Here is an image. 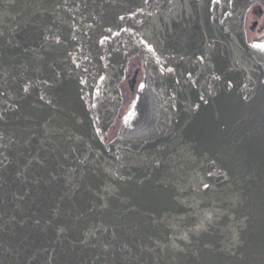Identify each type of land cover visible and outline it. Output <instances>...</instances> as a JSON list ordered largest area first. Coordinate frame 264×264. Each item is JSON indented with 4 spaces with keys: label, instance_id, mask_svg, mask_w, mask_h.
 Segmentation results:
<instances>
[{
    "label": "water",
    "instance_id": "water-1",
    "mask_svg": "<svg viewBox=\"0 0 264 264\" xmlns=\"http://www.w3.org/2000/svg\"><path fill=\"white\" fill-rule=\"evenodd\" d=\"M256 3L0 0V264H264Z\"/></svg>",
    "mask_w": 264,
    "mask_h": 264
},
{
    "label": "flooded vegetation",
    "instance_id": "flooded-vegetation-1",
    "mask_svg": "<svg viewBox=\"0 0 264 264\" xmlns=\"http://www.w3.org/2000/svg\"><path fill=\"white\" fill-rule=\"evenodd\" d=\"M256 7H258V10L260 12L262 11V7L259 4H256V5H254L251 8V10L249 11L248 15L251 14V13L253 15H255V13L257 11ZM248 37H249V34H248ZM249 40H250V38H249ZM143 78H144V71H143V67H142L141 61H140L139 58H133L130 61L129 68H128V71H127V74H126V79L123 81V83L121 85L123 96H124V105H125L126 102H128V106H129L131 101L134 99L131 96L136 95L138 87H139L140 83L142 82ZM130 97H131V99H128ZM124 105H123V109H124ZM124 112L125 111L121 112V115H120V117L117 120V124L111 129L112 131H110L108 133L107 142L112 141L117 136V134L119 132V128H120V123L122 121V116H123ZM111 132H114L115 136H113V138H110V136H109Z\"/></svg>",
    "mask_w": 264,
    "mask_h": 264
},
{
    "label": "rangeland",
    "instance_id": "rangeland-1",
    "mask_svg": "<svg viewBox=\"0 0 264 264\" xmlns=\"http://www.w3.org/2000/svg\"><path fill=\"white\" fill-rule=\"evenodd\" d=\"M256 9L257 11L255 15L251 13L247 17L246 29H247V33L249 34L250 40H253L256 36H258L259 35L258 32L261 31V29H263L264 26V10L262 9V11L260 12L258 10V7H256ZM131 97L135 98V95ZM131 97L128 99H131ZM127 107H128V102L125 103L122 112L125 111ZM109 136L110 138H113V136H115L114 132H111Z\"/></svg>",
    "mask_w": 264,
    "mask_h": 264
},
{
    "label": "snow or ice",
    "instance_id": "snow-or-ice-1",
    "mask_svg": "<svg viewBox=\"0 0 264 264\" xmlns=\"http://www.w3.org/2000/svg\"><path fill=\"white\" fill-rule=\"evenodd\" d=\"M258 47H264V45H258Z\"/></svg>",
    "mask_w": 264,
    "mask_h": 264
}]
</instances>
